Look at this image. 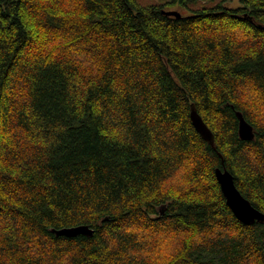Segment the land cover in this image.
I'll use <instances>...</instances> for the list:
<instances>
[{
	"label": "trees",
	"instance_id": "16d2710c",
	"mask_svg": "<svg viewBox=\"0 0 264 264\" xmlns=\"http://www.w3.org/2000/svg\"><path fill=\"white\" fill-rule=\"evenodd\" d=\"M163 10L0 0V264H264V0Z\"/></svg>",
	"mask_w": 264,
	"mask_h": 264
},
{
	"label": "water",
	"instance_id": "95a60500",
	"mask_svg": "<svg viewBox=\"0 0 264 264\" xmlns=\"http://www.w3.org/2000/svg\"><path fill=\"white\" fill-rule=\"evenodd\" d=\"M163 12L167 15H173L179 18L182 15L181 12L177 10H163ZM236 113L239 117L240 137L244 140H253L255 138L254 126L246 120L241 111H236ZM191 119L202 137L213 145L214 134L194 105L191 108ZM222 162L223 167H217L215 169L216 177L227 199V203L236 217L245 224H251L256 221L264 222V212L256 208L251 201L242 194L235 183L234 175L225 166L224 160H222ZM52 231L58 236L65 235L73 237L78 235L92 236L95 229L88 224H79L59 229L53 228Z\"/></svg>",
	"mask_w": 264,
	"mask_h": 264
},
{
	"label": "rangeland",
	"instance_id": "374dc122",
	"mask_svg": "<svg viewBox=\"0 0 264 264\" xmlns=\"http://www.w3.org/2000/svg\"><path fill=\"white\" fill-rule=\"evenodd\" d=\"M143 5L165 4L169 10H177L182 14H190L204 7H216L225 5L228 7H238L241 0H138Z\"/></svg>",
	"mask_w": 264,
	"mask_h": 264
},
{
	"label": "bare ground",
	"instance_id": "6f19581e",
	"mask_svg": "<svg viewBox=\"0 0 264 264\" xmlns=\"http://www.w3.org/2000/svg\"><path fill=\"white\" fill-rule=\"evenodd\" d=\"M239 118V117H238ZM224 195V194H223ZM225 196V195H224ZM226 198V197H225ZM227 200V199H226ZM228 204V203H227ZM230 207V206H229ZM231 208V207H230Z\"/></svg>",
	"mask_w": 264,
	"mask_h": 264
}]
</instances>
